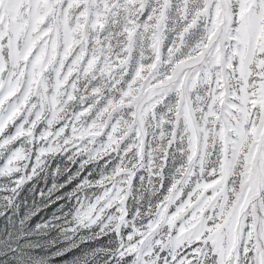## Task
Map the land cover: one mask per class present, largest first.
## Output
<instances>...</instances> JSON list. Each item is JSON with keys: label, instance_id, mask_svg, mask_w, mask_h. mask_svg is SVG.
<instances>
[{"label": "snow or ice", "instance_id": "snow-or-ice-1", "mask_svg": "<svg viewBox=\"0 0 264 264\" xmlns=\"http://www.w3.org/2000/svg\"><path fill=\"white\" fill-rule=\"evenodd\" d=\"M43 177L0 264H264V0H0V198Z\"/></svg>", "mask_w": 264, "mask_h": 264}, {"label": "rangeland", "instance_id": "rangeland-1", "mask_svg": "<svg viewBox=\"0 0 264 264\" xmlns=\"http://www.w3.org/2000/svg\"><path fill=\"white\" fill-rule=\"evenodd\" d=\"M45 181L51 183L49 177H43L36 181L30 193L23 198L27 203H7L3 198H0V254L9 251L18 242L20 235L27 227L21 221L26 219V212L31 213V201L35 199L33 193L38 187L42 188ZM38 219H43V217L34 218V221Z\"/></svg>", "mask_w": 264, "mask_h": 264}]
</instances>
